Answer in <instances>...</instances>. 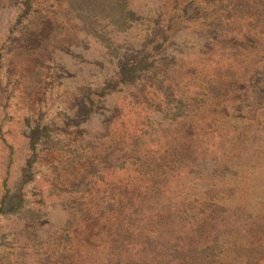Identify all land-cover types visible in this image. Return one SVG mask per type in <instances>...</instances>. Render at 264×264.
I'll return each mask as SVG.
<instances>
[{
    "label": "rangeland",
    "instance_id": "374dc122",
    "mask_svg": "<svg viewBox=\"0 0 264 264\" xmlns=\"http://www.w3.org/2000/svg\"><path fill=\"white\" fill-rule=\"evenodd\" d=\"M26 1L0 0V264H264V0H123L97 35Z\"/></svg>",
    "mask_w": 264,
    "mask_h": 264
},
{
    "label": "trees",
    "instance_id": "16d2710c",
    "mask_svg": "<svg viewBox=\"0 0 264 264\" xmlns=\"http://www.w3.org/2000/svg\"><path fill=\"white\" fill-rule=\"evenodd\" d=\"M28 1V0H27ZM26 1V2H27ZM68 4L70 7L75 10L78 17L82 20L83 23L88 25V30L90 33L97 35L92 28L89 26L88 19L92 16H95L99 12L98 9H104L105 7L108 8V14L113 13V15H120V18H122L123 15L129 14L132 15L131 12L128 10H125V5L123 3V0H69ZM117 17L118 19H120ZM138 68L136 65H125L121 64L118 68V73L121 76V80L125 81L128 78H125V75H128L129 73H132V75H135V71H137ZM37 128H33L29 131V149L34 150L35 143L37 141ZM33 160V154L31 155V158L27 160V165H31V162ZM12 196L4 194L3 200L1 202L0 211H3V205L6 203L5 200L7 198H10ZM12 210H14L12 208Z\"/></svg>",
    "mask_w": 264,
    "mask_h": 264
}]
</instances>
